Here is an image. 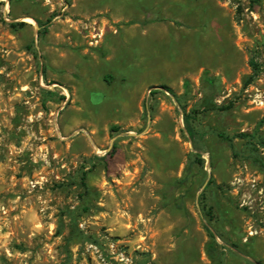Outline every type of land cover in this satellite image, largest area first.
<instances>
[{
  "label": "rangeland",
  "instance_id": "1",
  "mask_svg": "<svg viewBox=\"0 0 264 264\" xmlns=\"http://www.w3.org/2000/svg\"><path fill=\"white\" fill-rule=\"evenodd\" d=\"M258 97L264 0H0V264H264Z\"/></svg>",
  "mask_w": 264,
  "mask_h": 264
},
{
  "label": "trees",
  "instance_id": "2",
  "mask_svg": "<svg viewBox=\"0 0 264 264\" xmlns=\"http://www.w3.org/2000/svg\"><path fill=\"white\" fill-rule=\"evenodd\" d=\"M166 88V90H168V91H171L172 92V90L169 88V87H165ZM157 91L156 90H154V91H152V93H156ZM186 120H187V122H189V117H187L186 116ZM223 135V134H222ZM223 136H225V135H223ZM201 162H204V160L202 159V158H200L199 159ZM84 185L86 186V188H89V186L87 185V183H84ZM206 227V229H207V231L209 232V234H210V236L211 237H214V233H213V231L211 230V228L209 227V226H205ZM213 247V246H212Z\"/></svg>",
  "mask_w": 264,
  "mask_h": 264
},
{
  "label": "built area",
  "instance_id": "3",
  "mask_svg": "<svg viewBox=\"0 0 264 264\" xmlns=\"http://www.w3.org/2000/svg\"><path fill=\"white\" fill-rule=\"evenodd\" d=\"M256 99H258L259 101H260V103L262 104V105H264V99H262L261 97H258V98H256ZM256 101V100H255Z\"/></svg>",
  "mask_w": 264,
  "mask_h": 264
},
{
  "label": "bare ground",
  "instance_id": "4",
  "mask_svg": "<svg viewBox=\"0 0 264 264\" xmlns=\"http://www.w3.org/2000/svg\"><path fill=\"white\" fill-rule=\"evenodd\" d=\"M26 20H27V21H29V22H30V21H32V19H31V18H26Z\"/></svg>",
  "mask_w": 264,
  "mask_h": 264
}]
</instances>
